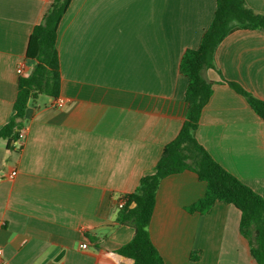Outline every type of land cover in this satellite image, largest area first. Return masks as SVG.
<instances>
[{
	"label": "crops",
	"instance_id": "1",
	"mask_svg": "<svg viewBox=\"0 0 264 264\" xmlns=\"http://www.w3.org/2000/svg\"><path fill=\"white\" fill-rule=\"evenodd\" d=\"M53 1L0 0V130L15 113L18 65L34 69L29 39ZM245 1L264 13V0ZM215 11L216 0H72L58 38L64 105L40 96L29 103L21 149L0 141L6 264H129L116 254L135 232L117 225L119 202L179 134L188 86L180 61ZM215 66L204 72L213 95L196 138L264 198V121L224 83L264 100V32L231 33ZM206 190L191 171L161 181L149 232L165 263L258 264L235 206L189 212Z\"/></svg>",
	"mask_w": 264,
	"mask_h": 264
},
{
	"label": "trees",
	"instance_id": "2",
	"mask_svg": "<svg viewBox=\"0 0 264 264\" xmlns=\"http://www.w3.org/2000/svg\"><path fill=\"white\" fill-rule=\"evenodd\" d=\"M71 2L54 0L30 36L26 56L36 64L29 77L20 79L15 113L0 130V141L8 140L9 147L24 129L29 103L40 96L60 95L59 27ZM236 30L264 32V13L250 8L245 0H216L213 21L203 32L199 46L187 49L182 56L179 71L188 79L185 121L177 137L165 146L153 173L143 176L136 190L125 196L126 203L117 219V225L130 226L135 231L133 239L116 251L129 264H166L152 242L149 227L161 181L186 171L197 174L207 186L205 196L189 212L205 215L217 202L235 206L241 212L240 231L250 244L252 256L258 264H264V198L220 165L195 135L203 110L213 95V82L205 78L204 72L216 69L217 48ZM224 83L243 96L264 121V100L239 83L226 80ZM191 259L198 260L197 254Z\"/></svg>",
	"mask_w": 264,
	"mask_h": 264
},
{
	"label": "built area",
	"instance_id": "3",
	"mask_svg": "<svg viewBox=\"0 0 264 264\" xmlns=\"http://www.w3.org/2000/svg\"><path fill=\"white\" fill-rule=\"evenodd\" d=\"M17 73L23 77H29L32 72L27 73L25 71L24 64L20 63L17 67ZM64 103H65L64 99L58 97V98L52 99L51 106L56 107V108H60L64 105ZM24 139H25V130H22V132L20 133L19 139L12 143V148L21 149V147L23 146ZM11 176L12 177L16 176V172H13ZM125 203H126V200L124 198H121V200L119 202V208L122 209L124 207ZM3 225H4V222L0 220V229L3 227ZM81 248L87 249L88 246L86 244H84V245H81ZM0 264H6V261L4 258V250L1 246H0Z\"/></svg>",
	"mask_w": 264,
	"mask_h": 264
}]
</instances>
